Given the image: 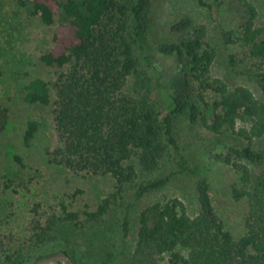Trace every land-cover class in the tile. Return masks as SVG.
<instances>
[{
	"label": "trees",
	"instance_id": "trees-1",
	"mask_svg": "<svg viewBox=\"0 0 264 264\" xmlns=\"http://www.w3.org/2000/svg\"><path fill=\"white\" fill-rule=\"evenodd\" d=\"M16 1L46 27L56 15L63 20L40 58L59 70L52 112L59 146L47 154L49 162L73 173L109 176L120 198L131 189V206L168 185L169 176L138 181L157 172L166 157L191 187L193 215L178 198L141 210L128 264H264V97L211 76L214 50L205 47L206 29L185 17L169 25L166 39L154 42L153 0ZM236 2L237 35L223 34L222 42L235 40L246 51L264 96V28L256 27L251 3ZM24 91L28 105L50 104L42 79L30 80ZM181 124L227 141L215 159L236 173L232 196L245 203L244 233L237 239L213 207L200 161L181 151L175 134ZM35 130L34 122L27 124L25 143ZM108 203L86 213L87 221L98 220ZM59 222L50 226L59 231ZM127 226L124 219V234ZM24 262L21 255L5 257V264Z\"/></svg>",
	"mask_w": 264,
	"mask_h": 264
},
{
	"label": "rangeland",
	"instance_id": "rangeland-1",
	"mask_svg": "<svg viewBox=\"0 0 264 264\" xmlns=\"http://www.w3.org/2000/svg\"><path fill=\"white\" fill-rule=\"evenodd\" d=\"M247 1L255 7L256 27L264 28V0ZM238 7L236 0H202V4L196 0H153L151 38L154 42L166 39L171 23L190 18L195 27L206 29L205 47L214 50L211 76L229 86H245L262 100L255 63L235 40L233 44L222 42L223 34L237 35ZM62 22L56 15L53 25L46 27L16 0H0V264H5L6 256L18 255L25 258L24 264H128L138 215L146 205L178 198L193 215L196 200L167 157L157 172L138 181L169 176L168 185L132 206L131 189L120 198L109 176L73 173L49 162L47 154L59 146L52 120L53 83L59 70L45 66L40 58L50 50L53 34ZM35 78L49 88L50 104L46 107L24 101V88ZM211 98L206 95L207 101ZM30 122L36 124V130L25 143ZM175 134L182 153L200 161L213 207L237 239L244 233L245 203L232 196V188L238 186L236 173L215 159L227 141L186 124L178 126ZM262 144L264 147V141ZM104 201L109 203L100 218L87 221L85 214L97 211ZM67 214L75 219L67 220ZM56 219L63 225L59 229L62 234L50 226ZM124 219L128 222L125 234ZM48 230V236L42 237Z\"/></svg>",
	"mask_w": 264,
	"mask_h": 264
}]
</instances>
